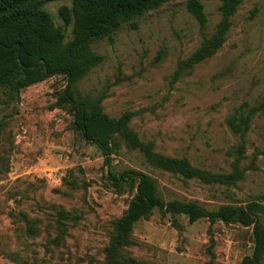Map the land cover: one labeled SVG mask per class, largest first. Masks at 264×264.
I'll list each match as a JSON object with an SVG mask.
<instances>
[{
  "label": "rangeland",
  "instance_id": "rangeland-1",
  "mask_svg": "<svg viewBox=\"0 0 264 264\" xmlns=\"http://www.w3.org/2000/svg\"><path fill=\"white\" fill-rule=\"evenodd\" d=\"M187 1L118 17L88 42L102 60L74 97L125 125L108 161L74 129L63 76L19 94L0 88V264H240L252 254V227L159 209L127 242L118 235L136 191L131 172L153 180L165 202L264 205V0H239L230 15L218 0H199L203 22ZM71 3L42 6L65 43L72 26L58 9ZM231 114L243 135L227 126ZM146 150L219 179L164 170Z\"/></svg>",
  "mask_w": 264,
  "mask_h": 264
},
{
  "label": "trees",
  "instance_id": "trees-1",
  "mask_svg": "<svg viewBox=\"0 0 264 264\" xmlns=\"http://www.w3.org/2000/svg\"><path fill=\"white\" fill-rule=\"evenodd\" d=\"M160 1L72 0L71 6L63 5L58 9L64 26H72V39L65 43L64 29L56 26L52 16L42 7L45 0H0V88L19 94L25 87L49 77L63 76L66 79L63 100L72 109L74 129L108 161L118 149L114 134L124 132L125 125L90 109L87 101L74 97L75 84L102 60L88 47V42L103 35L116 18L139 13ZM218 1L224 15H230L239 4V0ZM187 10L199 22L204 21L199 0H188ZM226 124L234 135L245 132V127L238 123L234 114L227 117ZM145 154L152 164L164 170L184 172L189 177L199 175L205 180L219 179L193 169L183 161L149 150ZM130 175L137 179L136 191L128 210L117 222L119 236L126 238L133 225L154 209L171 214L183 213L191 223L200 218H207L211 223L216 220L238 223L252 227L253 237V252L244 256L240 264H261V258H264V225L260 218L264 214L263 204L250 202L244 207L226 206L208 211L193 202H165L157 196L155 184L148 176L137 172Z\"/></svg>",
  "mask_w": 264,
  "mask_h": 264
}]
</instances>
